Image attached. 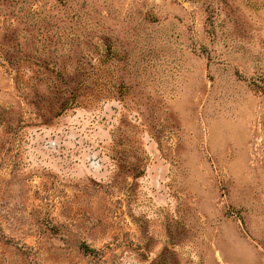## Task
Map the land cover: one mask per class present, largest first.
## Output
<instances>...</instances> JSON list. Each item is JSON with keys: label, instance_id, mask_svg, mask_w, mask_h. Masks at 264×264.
I'll return each instance as SVG.
<instances>
[{"label": "rangeland", "instance_id": "1", "mask_svg": "<svg viewBox=\"0 0 264 264\" xmlns=\"http://www.w3.org/2000/svg\"><path fill=\"white\" fill-rule=\"evenodd\" d=\"M0 264H264V0H0Z\"/></svg>", "mask_w": 264, "mask_h": 264}]
</instances>
